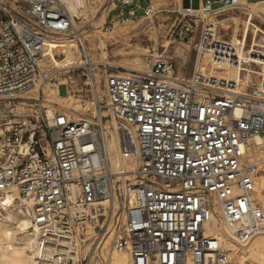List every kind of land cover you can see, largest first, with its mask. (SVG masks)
<instances>
[{
  "label": "built area",
  "instance_id": "obj_1",
  "mask_svg": "<svg viewBox=\"0 0 264 264\" xmlns=\"http://www.w3.org/2000/svg\"><path fill=\"white\" fill-rule=\"evenodd\" d=\"M67 1L0 0V197L14 194L11 207L22 202L39 247L62 264H91L110 234L129 264H247L205 229L214 213L238 244L264 230L253 198L260 163L247 157L254 138L264 142V67L249 62L259 72L246 89L198 80L196 58L179 78L157 51L142 70L110 72L90 61L81 38L79 62L58 66L46 37L73 32ZM119 5L120 14L140 8L139 0ZM242 5L205 0L193 8L189 0L172 33L199 28L196 54L237 66L236 47L209 19ZM159 11L149 2L143 13ZM244 50L264 61L263 47ZM47 84L89 102L87 116L48 115ZM77 244L79 252L89 247L74 260Z\"/></svg>",
  "mask_w": 264,
  "mask_h": 264
},
{
  "label": "rangeland",
  "instance_id": "obj_2",
  "mask_svg": "<svg viewBox=\"0 0 264 264\" xmlns=\"http://www.w3.org/2000/svg\"><path fill=\"white\" fill-rule=\"evenodd\" d=\"M87 1L89 5L94 7L93 11H96V17L92 21L89 15H86L84 19H76L74 16L75 27L73 28V32L71 34L49 35L46 37L49 39V41L51 40L52 43H54L55 46L53 45L52 48H56V52L57 48H59L56 46V43L63 40L70 41L73 39L74 46L76 47L79 54L81 51L80 46H78L80 42L83 43L88 56L89 50H91L93 53H97V49L89 46L91 43L89 42V38H91L92 32L94 30V25L92 22L95 20L94 22H97V26L99 24V26L102 28H100V33L105 36L104 46L106 58L104 61L106 62L105 66L107 71L110 72L131 71L117 67L115 64L129 65L135 58H138L142 61V68L144 69L148 64L149 55L152 52L157 51L158 53L163 52L164 55L171 58L175 65V75L184 78L189 77V75L192 73L196 58L197 70L195 76L198 77V80H233L236 82H241V84H243V88L246 89L245 83L248 82V79L251 78L252 80H257V75L259 72L258 70H255L253 67H251L249 62H254L257 66L260 65L261 68L264 67V61L261 58L251 60L246 55V50H244L245 44H249V46L252 45L263 47L264 49V8L257 5L252 8L254 9V11H252V6L248 4L249 0H239V2L243 4L242 7L234 10L224 11L218 17L213 16L209 19L213 23H218L222 38L225 40H230V42L236 47L239 56V66H241L240 70H236V66L227 67L226 65L220 66L214 62L212 63L209 59H207L206 52H204L202 49L199 50L200 52L198 55L196 54L199 28H196L195 32L191 35L182 34L178 37L175 35V33H172L173 26H176L178 20L181 17V14H178V11L182 12V0H166V3L164 2L162 6L157 8L160 11L157 12L152 18H148V16L143 13L144 8L150 2V0H139V9H130L129 6L126 7L125 11H133L132 14H128L126 12L120 14V0ZM198 4L199 0H191V7L196 8ZM216 6V3L212 4V7ZM248 16H250V19H247ZM125 22H129V27H134L133 32L130 35L131 40L128 44L123 43L121 40L122 38H118L117 41H114L111 39L110 35L111 31H113L115 28L117 29L121 27ZM184 22L185 20H182L180 25ZM252 24H254V26H251ZM111 26H113L112 29L107 31L106 28ZM78 38H81L79 39L80 42ZM92 39L94 41L97 40L96 38ZM218 39H220V36H218ZM58 54L61 53L58 52ZM60 62L62 63V61ZM231 67L232 70L229 69ZM102 69L103 67H100V74ZM48 86L50 85H45L43 89L44 102L50 105L56 104L57 106H61V102H58L57 100L50 101L47 98L46 91ZM67 90V86H60L59 94L65 95ZM74 94L83 102V98L77 96L76 93ZM68 111L70 110L68 109ZM70 114L73 115V113ZM82 114L86 115V112ZM261 172L264 173L263 168H261L257 174ZM224 232L226 233V230H224ZM255 238H260V240L264 241V231L258 233ZM241 247L243 246H240V248L237 250L239 251L240 255H243V260H245L247 264H250L251 258L245 254L247 248L244 247L242 250ZM98 260L99 261L95 262L93 260V264H109L107 259L105 262V260H103V258L100 256Z\"/></svg>",
  "mask_w": 264,
  "mask_h": 264
},
{
  "label": "bare ground",
  "instance_id": "obj_3",
  "mask_svg": "<svg viewBox=\"0 0 264 264\" xmlns=\"http://www.w3.org/2000/svg\"><path fill=\"white\" fill-rule=\"evenodd\" d=\"M164 2L166 3V0H150L151 5L155 9H157L159 6H162ZM248 4L252 6L251 9L257 5L264 8V0H249ZM66 6L69 12L73 15V17L75 16L76 19H84L86 15H89L92 21L96 17V11H93L94 7L92 5H89L87 0H69L66 2ZM252 11H254V9H252ZM94 21L92 22V24L94 25V30L92 32L91 38H89V42H91L89 46L97 49L98 52L93 53L91 50H89V58L93 63H101L102 65H105V36L100 33L101 26H99V24L97 26V22ZM128 24L129 22H125L121 27L117 29L115 28L113 31H111V39L117 41L118 38H122L121 40L123 41V43L128 44L131 40L130 35L133 32L134 28L129 27ZM92 38H96L97 40L94 41ZM58 43H56V46H58L59 48H57L56 52V48H52L54 43L46 38V46L54 56L55 62L58 66H68V64L71 62H79L81 51L80 54L77 52V49L74 46L73 39L70 41H59ZM58 52H60L62 56L61 54H58ZM206 55L207 59L210 60V56L207 52ZM60 61H62V63ZM216 64L220 66L224 65L219 63ZM115 65L117 67L128 69L131 71H138L143 69L142 61L138 58L133 59L129 65ZM232 67L229 69L232 70ZM240 67L241 66H239L238 64L236 66V70H240ZM94 74L95 76H98L99 70L95 69ZM178 77L180 78L181 76ZM98 92H100L99 89ZM46 96L50 101L57 100L58 102H61V106H57L56 104H52V106L45 103L43 100V104L47 108L48 115L52 114V112L57 109L69 115H71L70 113H73V115H75L76 117H86V115L82 113L86 112V109L89 108V102H82L78 97L74 96L71 93L64 96H59L56 94V87L52 85L48 86ZM68 109L71 112L68 111ZM252 141L253 142L251 146L247 150V157L256 159L258 163H260V169H264V142L259 137L254 138ZM109 146H114L113 138L110 141ZM13 195L14 194L0 197V264H62L61 260L54 257L48 260V255L45 254L46 251H44L43 248L39 247L40 236L38 230L30 229V218L27 215L25 209H23L21 205L22 202L15 201L13 203L15 207H11V198L13 197ZM253 198L259 203L264 214L263 172L256 175ZM224 230H226V233L224 232ZM88 231L89 233H92L90 226H88ZM263 231L264 230L260 232ZM205 233L217 238L224 248L229 250L232 249L231 251L237 253L242 260L243 255H240L237 249L240 248V246H243L241 247L242 250L244 247L247 248L245 254L251 258L250 264H263L264 241L260 240V238H255L258 233L252 235L244 244H238L230 236V230L225 227L224 222L220 219L219 216L214 213L212 214L210 221L206 224ZM100 244L101 246H98L100 247L98 250V258L100 256L101 258H103V260H105V262L107 259L109 261V264H129V257L125 252L118 251L112 248L111 234L104 241L102 240ZM80 247L83 248V244H77V248L74 251L76 255H72V258H74V260H76V257L79 256L82 251L88 250L89 244H87L81 252H79V250H81ZM96 251L94 250V252ZM94 254H97V252ZM98 258L92 256V260L90 263L93 264L95 261H99Z\"/></svg>",
  "mask_w": 264,
  "mask_h": 264
},
{
  "label": "crops",
  "instance_id": "obj_4",
  "mask_svg": "<svg viewBox=\"0 0 264 264\" xmlns=\"http://www.w3.org/2000/svg\"><path fill=\"white\" fill-rule=\"evenodd\" d=\"M182 1H183V5H187V4H188V0H182ZM204 1H205V0H199V4H202ZM212 1H215V0H212ZM199 4H198V6H199ZM216 4H218L217 6H219V3H218V2H216ZM198 6H197V7H198ZM217 6H216V7H217ZM197 7H196V8H197Z\"/></svg>",
  "mask_w": 264,
  "mask_h": 264
}]
</instances>
